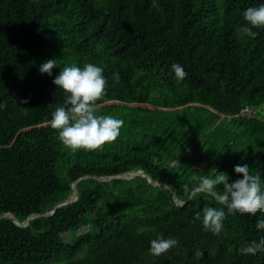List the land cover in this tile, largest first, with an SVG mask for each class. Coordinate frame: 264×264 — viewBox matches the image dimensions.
<instances>
[{
    "label": "trees",
    "instance_id": "16d2710c",
    "mask_svg": "<svg viewBox=\"0 0 264 264\" xmlns=\"http://www.w3.org/2000/svg\"><path fill=\"white\" fill-rule=\"evenodd\" d=\"M260 4L0 0V213L23 221L50 211L82 177L78 198L51 215L27 225L0 217V264H264V252H239L264 237L256 229L264 214L230 212L209 194L184 191L218 173L242 179L237 164L264 182V29H253L255 38L238 32L244 10ZM49 59L57 61L52 76L38 71ZM86 63L108 80L97 114L124 124L103 151L72 152L49 124L65 100L53 79ZM173 63L187 72L180 83ZM139 168L182 203L142 174L94 176ZM204 207L224 209L220 235L203 229ZM161 234L179 243L155 257L150 241Z\"/></svg>",
    "mask_w": 264,
    "mask_h": 264
},
{
    "label": "clouds",
    "instance_id": "9594fccd",
    "mask_svg": "<svg viewBox=\"0 0 264 264\" xmlns=\"http://www.w3.org/2000/svg\"><path fill=\"white\" fill-rule=\"evenodd\" d=\"M243 19L245 25L238 27L240 37L255 38L257 32L253 29H264V4L244 10ZM54 67H57V61L49 59L40 65L38 71L52 76ZM171 69L175 73L177 83L187 77V72L180 64L173 63ZM113 79L114 83H119V74H114ZM53 84L63 91L65 100L62 106H57L52 112L49 124L58 133L57 139L65 149L72 152L79 150L98 152L117 141L124 121L111 115L97 114L98 102L106 96L108 87L103 67L93 63H86L83 67L77 65L63 67L53 79ZM22 103L28 101L24 100ZM4 107L6 105L0 104V108ZM234 171L242 174L243 178L229 183L226 173H218L215 178L204 176L201 177L198 186L189 189L185 185L184 191L189 196L209 194L230 212L252 216L257 213L264 214V182L261 180V174L259 172L251 174L247 164H237ZM219 185H222V191L217 190ZM202 211L203 229L220 235L226 219L224 209L204 207ZM200 219L201 215L197 213L196 220ZM256 229L264 231V219L257 221ZM178 243L176 239L164 238L161 234L150 241L149 253L155 257L162 256L178 246ZM239 252L253 256L258 252H264V237H261L259 242L253 240L243 245Z\"/></svg>",
    "mask_w": 264,
    "mask_h": 264
},
{
    "label": "water",
    "instance_id": "95a60500",
    "mask_svg": "<svg viewBox=\"0 0 264 264\" xmlns=\"http://www.w3.org/2000/svg\"><path fill=\"white\" fill-rule=\"evenodd\" d=\"M137 174H142V175H145L148 180L153 183V184H158V185H161V186H165V187H169L173 190V193L175 195V198L181 202V200H179L176 196V190L175 188H172L169 184L167 183H163V182H160L154 178L151 177V175L146 172L143 168H139V169H133V170H130V171H127V172H124V173H121V174H113V175H109V176H105V175H94L96 178L98 179H103V180H107V179H111V178H114V177H125V178H131ZM90 176L89 174H86L84 175V177H88ZM82 177H79L77 180H75L73 183H72V187H73V192L71 193V195L69 197H66L64 198L62 201H60L59 203H57L55 205V207L53 209H51L50 211H46V212H36V213H33L31 215H29L26 219H24L23 221L19 220L17 218V216L13 213V212H3V213H0V217H11L13 218L16 223L20 224V225H27L29 224L30 220L36 216H41V215H51L53 213H55V211L58 209L59 206L63 205V204H66L68 202H72V201H75L78 196H79V191H78V187H77V183L78 181L81 179ZM192 196V195H191ZM182 203V202H181Z\"/></svg>",
    "mask_w": 264,
    "mask_h": 264
},
{
    "label": "built area",
    "instance_id": "2783aa9c",
    "mask_svg": "<svg viewBox=\"0 0 264 264\" xmlns=\"http://www.w3.org/2000/svg\"><path fill=\"white\" fill-rule=\"evenodd\" d=\"M243 111H244V112H251V111H253V109H252V107H250L249 105H247V106H245V107L243 108ZM86 229H87V225L84 226V227H82V228L80 229V231L83 232V231H85Z\"/></svg>",
    "mask_w": 264,
    "mask_h": 264
},
{
    "label": "rangeland",
    "instance_id": "374dc122",
    "mask_svg": "<svg viewBox=\"0 0 264 264\" xmlns=\"http://www.w3.org/2000/svg\"><path fill=\"white\" fill-rule=\"evenodd\" d=\"M66 239L70 240L71 236H66ZM52 264H61V263H52Z\"/></svg>",
    "mask_w": 264,
    "mask_h": 264
}]
</instances>
